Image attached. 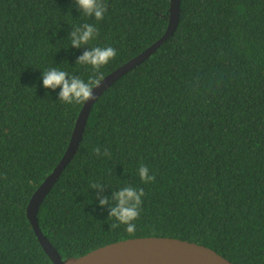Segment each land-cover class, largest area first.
<instances>
[{"label":"trees","instance_id":"16d2710c","mask_svg":"<svg viewBox=\"0 0 264 264\" xmlns=\"http://www.w3.org/2000/svg\"><path fill=\"white\" fill-rule=\"evenodd\" d=\"M104 2L97 22L74 0H0V264H53L27 208L64 157L84 104L59 102L42 73L58 68L87 82L94 71L78 57L111 46L105 78L168 29L172 0ZM85 23L98 35L71 48L72 29ZM97 147L110 155L97 157ZM141 166L155 182L140 180ZM124 186L145 192L131 235L124 225L111 230L116 221L98 206ZM38 220L64 260L171 237L235 264H264V0H181L175 34L95 103Z\"/></svg>","mask_w":264,"mask_h":264},{"label":"water","instance_id":"95a60500","mask_svg":"<svg viewBox=\"0 0 264 264\" xmlns=\"http://www.w3.org/2000/svg\"><path fill=\"white\" fill-rule=\"evenodd\" d=\"M181 17V0H172L170 22L164 36L146 51L123 64L106 76L93 90L95 100L87 102L78 117L69 147L44 182L34 192L27 208L28 219L45 252L53 264H235L214 249L195 242L171 237H143L111 243L80 257L63 259L44 235L38 220L40 208L63 171L77 153L87 128L90 114L98 99L128 72L143 64L176 32Z\"/></svg>","mask_w":264,"mask_h":264},{"label":"clouds","instance_id":"9594fccd","mask_svg":"<svg viewBox=\"0 0 264 264\" xmlns=\"http://www.w3.org/2000/svg\"><path fill=\"white\" fill-rule=\"evenodd\" d=\"M74 4L80 13L86 17H94L99 22L104 19L107 11V5L104 0H74ZM98 35V30L93 24L85 23L81 27L72 29L70 33L71 48L80 49L88 47L90 41ZM90 50L85 51L79 56L77 65L91 66L94 75L87 82L77 75H70L69 72L59 70L58 68H50L42 73V84L45 90L55 91L60 89L58 100L61 103L86 104L96 97L93 90L101 85L103 74L101 68L107 65L117 55L115 48L108 47H88ZM97 157L109 156L108 149H104L101 153L99 147L94 149ZM139 177L144 184L155 182V175L149 173L147 166L139 168ZM6 179V177H4ZM103 184H93L92 189L100 190ZM145 192L142 188H134L132 186H124L119 191L113 190L111 200L108 197H100L98 206L107 208L109 218H113L116 223L110 225V229H116L121 225L126 226L125 230L128 234L136 232L135 221L139 219L143 197Z\"/></svg>","mask_w":264,"mask_h":264}]
</instances>
